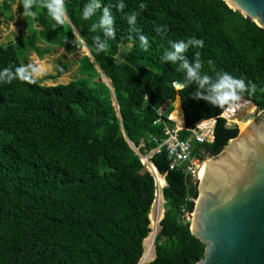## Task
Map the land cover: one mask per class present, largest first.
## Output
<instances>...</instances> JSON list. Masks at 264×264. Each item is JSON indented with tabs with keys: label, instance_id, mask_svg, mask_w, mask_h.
Instances as JSON below:
<instances>
[{
	"label": "trees",
	"instance_id": "obj_1",
	"mask_svg": "<svg viewBox=\"0 0 264 264\" xmlns=\"http://www.w3.org/2000/svg\"><path fill=\"white\" fill-rule=\"evenodd\" d=\"M87 2L64 0L68 19L54 26L45 8L24 18L21 0H0V68L37 70L34 83L0 84V264H140L156 183L131 142L143 155L163 142L162 113L184 139L213 120V140L194 149V156L205 150L207 159L264 110V28L225 0H144L142 11L140 0H124L123 10L117 0H102L116 35L99 53L93 38L103 33L91 31L99 13L84 20ZM133 11L147 51L128 25ZM193 36L204 46L189 47V61L198 52L202 73L250 80L255 94L223 107L191 96L195 85L185 86L183 72L161 57L170 41ZM80 39L111 78L119 110L96 64L81 54ZM147 160L168 181L156 256L148 264H198L205 245L188 222L198 186L184 164L171 165L165 149Z\"/></svg>",
	"mask_w": 264,
	"mask_h": 264
},
{
	"label": "water",
	"instance_id": "obj_2",
	"mask_svg": "<svg viewBox=\"0 0 264 264\" xmlns=\"http://www.w3.org/2000/svg\"><path fill=\"white\" fill-rule=\"evenodd\" d=\"M225 1L264 28V0ZM259 117L195 173L202 181L191 231L205 245L198 264H264V111Z\"/></svg>",
	"mask_w": 264,
	"mask_h": 264
},
{
	"label": "clouds",
	"instance_id": "obj_3",
	"mask_svg": "<svg viewBox=\"0 0 264 264\" xmlns=\"http://www.w3.org/2000/svg\"><path fill=\"white\" fill-rule=\"evenodd\" d=\"M19 5L23 6V17L35 16L34 7L45 8L47 13L55 21V25H63L65 22L66 8L64 0H39L36 4L35 0H21ZM117 10H123L126 5L124 0H117L115 5ZM142 11L146 4L144 0H140L138 5ZM14 9L18 5H13ZM99 13V19L91 25V31L100 30L103 33V38L97 35L93 38V44L97 53L106 51L109 47L107 40L115 39V17L108 5H102V0H88L84 5L81 15L84 20H88ZM136 11L131 14H126V19L130 30L136 32V38L139 41V47L147 51L150 47L148 38L143 35L137 28ZM159 31V29H158ZM170 46L163 52L161 57L162 62H168L177 65V70L183 72L185 86L195 85L196 91L191 95L197 100H204L207 103L223 107L227 103H235L241 99L244 94L252 96L257 91V85L252 81H245L243 78L234 77L228 72L220 71L215 74V77L209 76L207 73H202L201 61L198 59L199 53H195L197 59L189 61L185 53L189 47L202 48L204 41L202 38L195 36L189 37L186 40L170 41ZM37 71L35 68L31 70L23 65L12 68L7 66L0 68V84H11L14 80L34 83L33 73ZM264 91V89H261Z\"/></svg>",
	"mask_w": 264,
	"mask_h": 264
},
{
	"label": "built area",
	"instance_id": "obj_4",
	"mask_svg": "<svg viewBox=\"0 0 264 264\" xmlns=\"http://www.w3.org/2000/svg\"><path fill=\"white\" fill-rule=\"evenodd\" d=\"M158 122L163 123L164 132H165L166 137L163 140V142L159 143L156 148L151 150L150 153L143 155L140 152L139 153L137 152L142 162L144 163L142 159L143 156H146L152 159V156L155 153L161 152L163 149H165L168 153V159L171 161V165L174 167L178 164H184L185 173L192 178L193 183L195 185L199 186L201 177L195 176V173L197 172L200 165L203 162L207 161L209 158L207 159L205 158V154H206L205 150L199 152L196 156H194V149L198 143H204L206 141L213 140V128H214L215 121L211 120V121L200 122L197 128L194 130L193 135L187 139L182 138L178 130L173 129L169 125L166 124L163 113L160 115ZM194 135L198 136V141L196 145L195 143H193ZM155 183H156V191H155L154 201L156 202L157 198L159 197L158 196L159 193H161L163 196L164 188L159 189V187L157 186L156 180H155Z\"/></svg>",
	"mask_w": 264,
	"mask_h": 264
},
{
	"label": "bare ground",
	"instance_id": "obj_5",
	"mask_svg": "<svg viewBox=\"0 0 264 264\" xmlns=\"http://www.w3.org/2000/svg\"><path fill=\"white\" fill-rule=\"evenodd\" d=\"M98 69L103 76L104 82L112 87L111 78H109L106 74H104L103 71L101 70V68L98 67ZM115 103H116V106L118 107L116 98H115ZM142 159H143L146 167L154 174V177H155V180L157 182V186L159 187V189L165 188L168 185L167 178L158 173V171L155 169V167L152 164H150L151 162L150 163L148 162L147 157L143 156ZM198 177H200V176H198ZM158 196L159 197L157 198L156 202L153 204V209H152L151 214H150L153 228H152L151 234L149 236H147V238H145V240H144L145 252H144L143 258L141 259L140 264H147V263L151 262L153 260V258H155L154 256L156 253L155 252V250H156L155 249V243L156 242L154 243V241L158 235L159 224H160V221L162 220V218L164 216V210H165L163 205H162L163 196L161 193H159ZM157 208L160 209V212H159L158 221H155L154 220V209H157Z\"/></svg>",
	"mask_w": 264,
	"mask_h": 264
},
{
	"label": "rangeland",
	"instance_id": "obj_6",
	"mask_svg": "<svg viewBox=\"0 0 264 264\" xmlns=\"http://www.w3.org/2000/svg\"><path fill=\"white\" fill-rule=\"evenodd\" d=\"M76 31V30H75ZM76 34H78V32L76 31ZM80 41L82 42V48H81V54H83V55H90V51L88 50V48L86 47V45L84 44V42L80 39ZM96 67H97V65H96ZM97 69H98V67H97ZM98 71H99V69H98ZM99 73H100V71H99ZM100 78L102 79V81H103V83L104 84H106L105 82H104V79H103V76H102V74L100 73ZM92 85V84H91ZM107 85V84H106ZM114 102H115V97H114ZM239 123V118H236V119H234L233 121H231L230 123H229V126L230 127H233V126H235V125H237ZM197 141H198V136H196V135H194V137H193V143H195V145L197 144ZM133 147H134V149L135 150H137V152L139 153L140 151H139V149L135 146V145H132ZM210 158H212V157H210ZM209 158V159H210ZM154 203H155V201H154ZM153 203V204H154ZM162 205H163V207H164V202L162 203ZM152 209H153V205H152V208H151V211H152ZM164 209H165V207H164ZM151 211H150V214H151ZM159 212H160V209L159 208H157V209H154V220L155 221H158V218H159ZM165 212V211H164ZM150 216V215H149ZM183 219H184V221H188V218H187V216H184L183 217ZM150 220H151V217H150ZM188 222H192V216H191V214H190V216H189V221ZM151 223H152V220H151V222H150V225H151ZM150 229H151V227H150ZM161 229V225L159 224V228H158V234H159V230ZM157 237H158V235H157ZM157 237L155 238V241H154V243L157 241ZM155 249H156V243H155ZM155 252H156V250H155ZM155 256H156V253H155ZM154 256V257H155ZM155 258H153V260H154ZM152 260V261H153ZM150 263V262H149ZM148 264V263H147Z\"/></svg>",
	"mask_w": 264,
	"mask_h": 264
},
{
	"label": "flooded vegetation",
	"instance_id": "obj_7",
	"mask_svg": "<svg viewBox=\"0 0 264 264\" xmlns=\"http://www.w3.org/2000/svg\"><path fill=\"white\" fill-rule=\"evenodd\" d=\"M264 111V110H263ZM259 119H261L260 117H259Z\"/></svg>",
	"mask_w": 264,
	"mask_h": 264
}]
</instances>
